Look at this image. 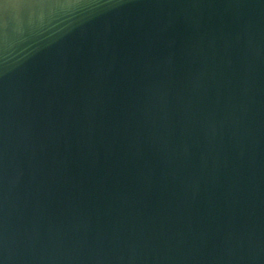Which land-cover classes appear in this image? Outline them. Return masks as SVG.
Instances as JSON below:
<instances>
[{
  "label": "water",
  "instance_id": "water-1",
  "mask_svg": "<svg viewBox=\"0 0 264 264\" xmlns=\"http://www.w3.org/2000/svg\"><path fill=\"white\" fill-rule=\"evenodd\" d=\"M0 261L264 264V0L6 6Z\"/></svg>",
  "mask_w": 264,
  "mask_h": 264
},
{
  "label": "snow or ice",
  "instance_id": "snow-or-ice-1",
  "mask_svg": "<svg viewBox=\"0 0 264 264\" xmlns=\"http://www.w3.org/2000/svg\"><path fill=\"white\" fill-rule=\"evenodd\" d=\"M21 4V0H0V16L6 11V6L18 7Z\"/></svg>",
  "mask_w": 264,
  "mask_h": 264
},
{
  "label": "clouds",
  "instance_id": "clouds-1",
  "mask_svg": "<svg viewBox=\"0 0 264 264\" xmlns=\"http://www.w3.org/2000/svg\"><path fill=\"white\" fill-rule=\"evenodd\" d=\"M0 264H2V261H0Z\"/></svg>",
  "mask_w": 264,
  "mask_h": 264
}]
</instances>
